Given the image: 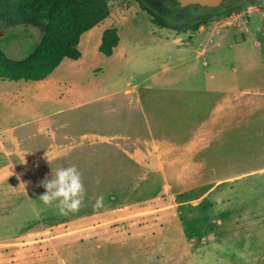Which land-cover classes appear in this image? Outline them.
<instances>
[{
    "label": "rangeland",
    "instance_id": "374dc122",
    "mask_svg": "<svg viewBox=\"0 0 264 264\" xmlns=\"http://www.w3.org/2000/svg\"><path fill=\"white\" fill-rule=\"evenodd\" d=\"M108 1L115 19L120 13L126 15L123 10L133 5L139 6L142 12L133 13L119 26L123 43L129 45L126 61L120 62L118 68L108 64L100 71L91 72L92 79L117 89L137 86L146 119L152 121L160 97H169L182 107L181 112L174 109L169 120L171 126L175 128L177 118L181 117L187 131L201 123L208 127H201L204 134L189 136L187 132L177 137L178 140L195 138L176 153L177 165L171 168L172 190L150 203L140 200L130 205L131 196L123 198L120 208L125 211L122 213L131 217L100 231L103 239L79 234L60 244L50 242L52 237L69 231L68 226L49 231L44 227L40 233L28 231L30 233L21 239L10 238L19 232L0 231V239L10 242L0 244V264H4L1 262L4 256L11 261L19 256L22 264H264V96L236 95L223 101L214 112L222 92L208 89L214 82L206 75L207 70L213 72V67L202 65L206 58L192 60L179 68L184 71L181 76L174 70L164 72L165 66L180 61L176 55L178 48L172 43L176 31L152 23L151 15L147 11L149 15L143 13L145 10L137 0ZM244 1L247 0L238 2ZM261 4L264 6V0ZM224 6L237 5L228 2ZM239 9L243 6L229 14ZM250 28L252 33L247 36L230 28L221 31L223 36L214 38L216 43H221L217 49L229 53L240 71L239 81L231 88L234 91L260 86L257 81L263 84L264 90V45L256 47L253 35L264 40V19L257 13L252 15ZM153 34L169 37L165 41L168 50L164 52V60H158V52L146 46L152 42L149 37ZM203 36L201 40L207 39V33ZM40 40V30L30 25L7 31L0 29V47L16 59L28 57ZM136 44L139 46L135 47ZM192 64H198V72L190 71ZM250 71L257 73L255 79ZM169 81L172 83L162 88V83ZM106 105L85 108L96 120L91 125L75 123V132L108 127L100 119L103 115L106 118L117 116L121 120L127 114H137L124 107L103 114L102 106ZM164 109L162 105L160 110L164 112ZM193 159L197 165H191ZM188 175L193 178L188 180ZM156 184L150 190L157 189ZM141 188L140 184H134L130 192ZM28 199V208H34V202L36 206L39 203L32 192ZM22 210L28 213L27 205L22 206ZM15 220L14 217L13 222ZM21 221L16 220L9 231L27 227L26 222L21 224Z\"/></svg>",
    "mask_w": 264,
    "mask_h": 264
},
{
    "label": "crops",
    "instance_id": "0c3cea01",
    "mask_svg": "<svg viewBox=\"0 0 264 264\" xmlns=\"http://www.w3.org/2000/svg\"><path fill=\"white\" fill-rule=\"evenodd\" d=\"M238 1L233 4L242 5L243 9L231 15L216 17L196 32L176 31L177 36L172 39V43L178 48L176 55L180 61L163 69L164 72L174 70V73L181 76L184 71L179 68L192 60L206 58L202 65L206 68L213 67V72L207 70L206 75L209 81L214 82L208 89L222 92L214 112L218 111L223 101H229L236 95L255 93L264 96L263 84L258 81L260 86H254L250 90L231 89L239 81L237 78L240 77V71L233 64L229 53L217 49L221 47V43H216L214 39L223 36V29L230 28L247 36L252 33V15L257 13L264 19L262 0H247L243 3ZM140 11L139 6L133 5L130 9L123 10L126 15L122 16L120 13V17L115 19L111 9L108 18L82 35L79 43L81 58L63 60L44 80L26 82L0 79V231L19 232L10 238L21 239L30 232L40 233L44 227H48L49 231L68 226L69 231L52 237L50 242L57 241L60 244L68 238L73 239L75 235L83 234L103 239V232L100 231H106L111 224L122 223L126 217H131L122 213L125 211L120 208L123 198L130 195V205L140 200L150 203L172 190L171 168L177 165L176 153L195 138L178 140L177 137L187 132L189 136L204 134L201 127L208 125L196 124L187 131L182 118L178 117L175 128L171 126L169 120L174 109L181 112L182 107L169 97H160L159 105L153 110L152 121L146 119L137 86L117 89L101 85L91 77V72L100 71L108 64L118 68L120 62L126 61L129 45L123 43L119 26L129 20L133 13L138 15ZM149 18L153 23L152 17ZM110 28L118 29L120 41L113 55L107 57L100 52V46L104 32ZM205 33L207 39L201 40ZM253 35L255 46L263 47L264 40ZM149 39L153 40L146 46L158 52V60H164L163 55L167 49L165 41L169 37L153 34ZM189 69L196 73L199 66L192 64ZM250 74L254 78L257 73L250 71ZM171 83L172 81L163 82L162 88H167ZM120 95L122 99L117 98ZM102 103L108 104L102 106L103 114L118 107L137 114H127L121 120L117 116L106 118L103 115L100 119L108 127L99 130L89 128L76 133L75 123L91 125L96 120L93 113L84 109ZM162 105L165 106L164 112L160 110ZM76 113L79 115L75 116ZM197 152L198 150L193 156ZM70 165H76L82 174L86 189L85 202L79 211L61 215L55 207L46 206L39 200V196L46 191L41 182L46 177L51 178L52 170ZM191 165H197L194 159ZM188 176V180L193 178ZM97 180L100 181L99 184ZM155 183L158 185L157 189L150 190ZM134 184H140L142 188L130 192ZM31 192L39 200L37 206L34 202V208H28L27 204ZM100 194L104 197L103 203L95 206L96 197ZM26 205L28 213L25 214L22 206ZM110 205L113 207L103 209ZM14 217L19 221L23 219L20 223L26 222L27 227L9 231L16 221L13 222ZM7 241L9 239H0V244H10ZM1 262L22 264L19 256L12 261L4 256Z\"/></svg>",
    "mask_w": 264,
    "mask_h": 264
},
{
    "label": "trees",
    "instance_id": "16d2710c",
    "mask_svg": "<svg viewBox=\"0 0 264 264\" xmlns=\"http://www.w3.org/2000/svg\"><path fill=\"white\" fill-rule=\"evenodd\" d=\"M157 26L178 32H196L215 17L236 7L210 10L199 4L182 7L178 0H137ZM111 14L108 0H0V29L30 25L41 32L34 52L24 59L8 55L0 47V79L35 82L48 78L65 59L79 60L82 35ZM120 41L117 28L103 34L100 52L111 57Z\"/></svg>",
    "mask_w": 264,
    "mask_h": 264
},
{
    "label": "clouds",
    "instance_id": "9594fccd",
    "mask_svg": "<svg viewBox=\"0 0 264 264\" xmlns=\"http://www.w3.org/2000/svg\"><path fill=\"white\" fill-rule=\"evenodd\" d=\"M97 183L100 181L97 180ZM41 184L46 191L39 196V200L46 206L55 207L59 214L75 213L84 206L86 189L76 165L52 170L51 178L46 177ZM103 200V195H98L95 206H101Z\"/></svg>",
    "mask_w": 264,
    "mask_h": 264
},
{
    "label": "water",
    "instance_id": "95a60500",
    "mask_svg": "<svg viewBox=\"0 0 264 264\" xmlns=\"http://www.w3.org/2000/svg\"><path fill=\"white\" fill-rule=\"evenodd\" d=\"M178 1L180 2L182 7L199 4L205 9L216 10L224 7V5L227 4L228 2L235 3L238 0H178Z\"/></svg>",
    "mask_w": 264,
    "mask_h": 264
},
{
    "label": "bare ground",
    "instance_id": "6f19581e",
    "mask_svg": "<svg viewBox=\"0 0 264 264\" xmlns=\"http://www.w3.org/2000/svg\"><path fill=\"white\" fill-rule=\"evenodd\" d=\"M83 99V98H82Z\"/></svg>",
    "mask_w": 264,
    "mask_h": 264
},
{
    "label": "flooded vegetation",
    "instance_id": "af4514ba",
    "mask_svg": "<svg viewBox=\"0 0 264 264\" xmlns=\"http://www.w3.org/2000/svg\"><path fill=\"white\" fill-rule=\"evenodd\" d=\"M230 3V2H229Z\"/></svg>",
    "mask_w": 264,
    "mask_h": 264
}]
</instances>
